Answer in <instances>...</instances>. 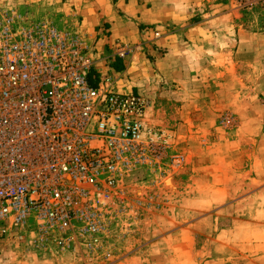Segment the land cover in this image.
I'll use <instances>...</instances> for the list:
<instances>
[{
    "label": "built area",
    "instance_id": "built-area-1",
    "mask_svg": "<svg viewBox=\"0 0 264 264\" xmlns=\"http://www.w3.org/2000/svg\"><path fill=\"white\" fill-rule=\"evenodd\" d=\"M113 49L124 58L136 47ZM95 52L83 31L0 10V232L109 261L112 224L125 214L109 210L118 191L141 171L162 179L187 157L174 131L148 123L149 97L120 91L112 75L92 78Z\"/></svg>",
    "mask_w": 264,
    "mask_h": 264
},
{
    "label": "rangeland",
    "instance_id": "rangeland-1",
    "mask_svg": "<svg viewBox=\"0 0 264 264\" xmlns=\"http://www.w3.org/2000/svg\"><path fill=\"white\" fill-rule=\"evenodd\" d=\"M31 1L35 3L24 0L19 11L37 21L51 19L60 29L69 28L59 4L43 16L41 10L30 7ZM59 2L65 4V0ZM5 4L0 2V10L8 8ZM205 7L233 10L224 21L230 38L236 37V24L242 27L246 45L241 53L246 60L240 62L242 78L231 81L229 91L236 98L222 107L223 103L215 104L205 94L204 87L175 94L178 88L172 86L162 96L146 95L153 102L148 123L176 133V149L186 155V163L162 179L141 171L118 191L109 210L124 207L125 214L112 224L113 235L107 239L113 254L109 261L73 252L55 254L61 262L264 264V0H209ZM157 27L173 29L162 23ZM93 45L97 54L99 49ZM211 108L214 114H209ZM244 137L255 143L241 140ZM127 221L131 227H126ZM29 224L35 226L33 217ZM8 263L17 264V260Z\"/></svg>",
    "mask_w": 264,
    "mask_h": 264
},
{
    "label": "crops",
    "instance_id": "crops-1",
    "mask_svg": "<svg viewBox=\"0 0 264 264\" xmlns=\"http://www.w3.org/2000/svg\"><path fill=\"white\" fill-rule=\"evenodd\" d=\"M2 1L6 7L18 10L25 3L24 0ZM59 1L34 0L30 7L41 10L45 16L59 4L58 10L65 13L67 26L88 34L89 42L99 49L92 78L109 73L116 78L120 91L149 97L162 96L167 87L173 86L178 88L173 91L175 94L189 91L190 87L194 90L204 87L205 94L216 100L215 104L223 103L222 107L236 98L234 94L230 97L229 91L231 81L242 78L239 67L246 60L241 53L246 44L241 39L240 24L234 29L235 38L224 32V21L233 10H210L205 7L209 0H65L63 5ZM34 14L38 16L35 11ZM161 23L173 29L154 39L153 32L146 27ZM104 31H108L107 35ZM116 40L139 48L122 58L114 52ZM163 83L167 86L162 91ZM208 112L214 114L213 108ZM241 140L255 143L253 138ZM256 160L254 157L255 165ZM3 236L0 232V264L13 260L17 264H65L56 253L36 249L28 238Z\"/></svg>",
    "mask_w": 264,
    "mask_h": 264
}]
</instances>
